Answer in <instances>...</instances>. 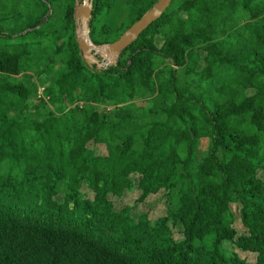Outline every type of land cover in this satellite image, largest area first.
<instances>
[{
	"label": "trees",
	"instance_id": "16d2710c",
	"mask_svg": "<svg viewBox=\"0 0 264 264\" xmlns=\"http://www.w3.org/2000/svg\"><path fill=\"white\" fill-rule=\"evenodd\" d=\"M92 2L101 46L157 0ZM77 3L0 0V264H264V0H173L102 71ZM131 174L170 201L153 224L109 198Z\"/></svg>",
	"mask_w": 264,
	"mask_h": 264
},
{
	"label": "rangeland",
	"instance_id": "374dc122",
	"mask_svg": "<svg viewBox=\"0 0 264 264\" xmlns=\"http://www.w3.org/2000/svg\"><path fill=\"white\" fill-rule=\"evenodd\" d=\"M81 0H78L77 5L81 4ZM79 27V24L77 25V28ZM95 46L94 44H92ZM103 48H101V51ZM114 64V63H113ZM37 81V80H36ZM38 95H41L40 92L42 91V88L38 89ZM108 110L111 109V107L107 108ZM207 140L204 141V145H206ZM90 147H92L97 153L104 154L105 148L103 144H89ZM203 146V141L201 140V148ZM264 152V149H263ZM258 177L261 179H264V171H258L257 172ZM132 181H133V187L130 191H125L122 196H109V198L112 200L114 209L120 210L121 208L125 206H129L131 208L130 215L132 218L137 219L140 215H147L148 220L153 224V222L163 215H166L168 210L170 209V201L165 196V190L160 189L157 193H151L149 194L146 199L141 200V190L138 188V181H139V175L137 174H131L130 175ZM81 198H89L91 199L93 197V193L88 190L85 185L81 188ZM56 200L59 202L62 201L61 196H57ZM231 210L233 212L234 216V222L232 223V227L236 230L237 235H244L246 234V229L243 227L241 220H240V210L239 205L237 203H231ZM169 227L172 231V236L176 241H180L183 236L181 233L182 226L180 223H173L172 221L168 222ZM223 248L226 256H232L233 254L238 255L240 258L246 260L249 263H252L255 261V254L244 252L238 249L233 243L224 241L223 242Z\"/></svg>",
	"mask_w": 264,
	"mask_h": 264
},
{
	"label": "water",
	"instance_id": "95a60500",
	"mask_svg": "<svg viewBox=\"0 0 264 264\" xmlns=\"http://www.w3.org/2000/svg\"><path fill=\"white\" fill-rule=\"evenodd\" d=\"M75 8L74 18L76 25L77 45L85 64L94 67L97 71L107 69L115 63L119 54L134 42L139 34L150 24L159 19L173 0H157V2L132 26H130L116 41L111 44L93 46L89 38V22L92 12L93 0H81ZM101 48L107 50L108 57L102 53Z\"/></svg>",
	"mask_w": 264,
	"mask_h": 264
},
{
	"label": "bare ground",
	"instance_id": "6f19581e",
	"mask_svg": "<svg viewBox=\"0 0 264 264\" xmlns=\"http://www.w3.org/2000/svg\"><path fill=\"white\" fill-rule=\"evenodd\" d=\"M102 53L105 55L106 58L108 57L107 50L103 49V50H102Z\"/></svg>",
	"mask_w": 264,
	"mask_h": 264
},
{
	"label": "clouds",
	"instance_id": "9594fccd",
	"mask_svg": "<svg viewBox=\"0 0 264 264\" xmlns=\"http://www.w3.org/2000/svg\"><path fill=\"white\" fill-rule=\"evenodd\" d=\"M77 27V26H76ZM91 44H93L92 42H91ZM95 47H96V45H95ZM117 60V59H116ZM116 62V61H115ZM115 64V63H114ZM113 65V64H112ZM89 67V66H88ZM92 68V67H91ZM42 90H43V88H42Z\"/></svg>",
	"mask_w": 264,
	"mask_h": 264
}]
</instances>
